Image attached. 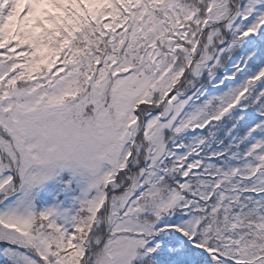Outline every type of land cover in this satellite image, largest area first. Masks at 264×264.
Returning <instances> with one entry per match:
<instances>
[{"label":"snow or ice","instance_id":"1","mask_svg":"<svg viewBox=\"0 0 264 264\" xmlns=\"http://www.w3.org/2000/svg\"><path fill=\"white\" fill-rule=\"evenodd\" d=\"M0 264H264V0H0Z\"/></svg>","mask_w":264,"mask_h":264}]
</instances>
